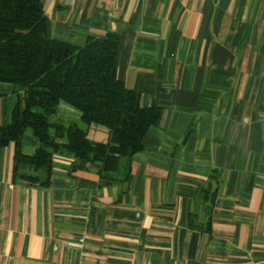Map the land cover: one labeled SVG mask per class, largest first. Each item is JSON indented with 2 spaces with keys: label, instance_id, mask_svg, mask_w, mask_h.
<instances>
[{
  "label": "crops",
  "instance_id": "0c3cea01",
  "mask_svg": "<svg viewBox=\"0 0 264 264\" xmlns=\"http://www.w3.org/2000/svg\"><path fill=\"white\" fill-rule=\"evenodd\" d=\"M44 3L52 38L118 32L119 79L162 113L115 172L58 154L35 185L0 148V264H264V0ZM23 92L0 83V126ZM50 120L83 125L64 102ZM88 137L111 140L99 124ZM38 146L27 133L23 152Z\"/></svg>",
  "mask_w": 264,
  "mask_h": 264
},
{
  "label": "trees",
  "instance_id": "16d2710c",
  "mask_svg": "<svg viewBox=\"0 0 264 264\" xmlns=\"http://www.w3.org/2000/svg\"><path fill=\"white\" fill-rule=\"evenodd\" d=\"M120 34L89 37L83 46L52 38L44 0H0V83L19 85L7 125L0 126V148L14 144L15 177L48 186L58 154L76 159L73 171L99 165L115 172L122 159L145 149V136L161 118L159 107H143L141 94L118 77ZM64 102L81 112V122L50 118ZM41 110V111H38ZM110 130L109 143L88 137V127ZM39 140L35 154L22 150L28 132ZM28 162L38 175H18Z\"/></svg>",
  "mask_w": 264,
  "mask_h": 264
},
{
  "label": "rangeland",
  "instance_id": "374dc122",
  "mask_svg": "<svg viewBox=\"0 0 264 264\" xmlns=\"http://www.w3.org/2000/svg\"><path fill=\"white\" fill-rule=\"evenodd\" d=\"M28 133H31L30 131Z\"/></svg>",
  "mask_w": 264,
  "mask_h": 264
}]
</instances>
